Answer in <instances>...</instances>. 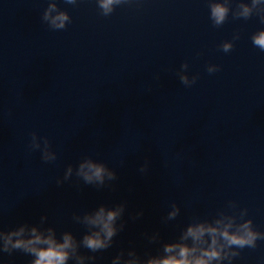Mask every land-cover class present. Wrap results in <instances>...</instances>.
<instances>
[{"label": "water", "instance_id": "water-1", "mask_svg": "<svg viewBox=\"0 0 264 264\" xmlns=\"http://www.w3.org/2000/svg\"><path fill=\"white\" fill-rule=\"evenodd\" d=\"M57 2L71 16L61 30L42 18L49 0H0V227L47 213L58 234L82 237L74 212L127 202L125 229L95 264L122 248L155 255L229 201L264 231V52L250 39L259 18L215 27L207 0H129L108 16L97 0ZM184 63L198 76L191 86L180 81ZM33 132L51 141L55 161L30 148ZM86 155L115 169L113 187L75 174L57 184ZM173 202L181 214L165 223ZM155 232L162 240L149 244L144 234ZM30 259L3 254L0 264ZM233 264H264V241Z\"/></svg>", "mask_w": 264, "mask_h": 264}, {"label": "clouds", "instance_id": "clouds-1", "mask_svg": "<svg viewBox=\"0 0 264 264\" xmlns=\"http://www.w3.org/2000/svg\"><path fill=\"white\" fill-rule=\"evenodd\" d=\"M127 2L129 0H97V6L102 15L108 16L116 6ZM65 3L75 5L77 0H65ZM207 6L209 19L215 27L224 25L230 15L233 19L244 20L255 15L264 24V0H207ZM42 18L53 30L65 29L71 21L69 12L62 10L57 0H49ZM239 38V33H236L232 40L223 42L220 48L225 53L231 52L234 41ZM250 39L255 48L264 52V28L254 32ZM188 67L184 63L179 76L182 84L191 86L198 76L189 77L186 71ZM207 70L214 73L219 70V66L209 65ZM31 137L30 148L33 151L40 150L45 162L57 159V153L52 150L47 137L41 139L35 132ZM140 171L147 173V162ZM73 174L85 185L94 186L97 190L113 187L112 182L117 179L114 168L91 155L82 157L78 166L69 164L57 184L63 185ZM126 210L127 202H118L102 203L83 212H74L72 222L86 229L82 237H77L70 230L58 234L56 226L48 222L47 213L35 223L24 221L9 229L0 227V255L11 256L21 252L31 257L28 264H95L98 259L96 254L112 248L117 235L125 229ZM180 214L181 206L173 202L163 220L165 223L173 221ZM141 216L142 211L132 218ZM247 216V208L241 209L236 201H229L210 219L194 216L177 239L161 244L157 254L149 252L141 255L135 247L122 248L112 258L111 264H233L243 249H256L258 241H264V231L258 230L253 219H246ZM144 236L149 244H158L162 240L159 232L145 233ZM82 249L87 251L83 252Z\"/></svg>", "mask_w": 264, "mask_h": 264}]
</instances>
